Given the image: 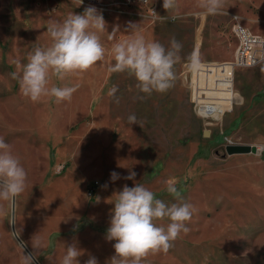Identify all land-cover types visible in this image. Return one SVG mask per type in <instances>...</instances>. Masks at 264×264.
Returning a JSON list of instances; mask_svg holds the SVG:
<instances>
[{
  "label": "rangeland",
  "instance_id": "rangeland-1",
  "mask_svg": "<svg viewBox=\"0 0 264 264\" xmlns=\"http://www.w3.org/2000/svg\"><path fill=\"white\" fill-rule=\"evenodd\" d=\"M162 3L0 0V137L27 172L15 226L39 264H60L72 243L83 253L79 264L89 254L107 264L114 255L115 241L105 239L113 194L139 183L170 205L176 196L166 191L167 181L195 208L186 222L190 231L181 232L166 254H149L142 264H264V63L234 72L230 64L234 23L264 35V0H225L224 12L214 16L198 8V0H178L182 18L174 22L159 18L168 15ZM88 6L107 24L108 32L98 33L104 59L63 80L50 73L49 87L78 85L70 101L32 102L12 76L17 62L27 63L35 47L50 46V23ZM129 22L140 24L147 41L167 48L174 36L182 44L175 85L166 93L149 96L127 72H109L111 47L129 38ZM113 28L119 31L110 34ZM193 52L201 59L198 72L187 66ZM113 86L118 103L109 96ZM200 104L221 112L202 116ZM130 115L137 124L128 122ZM229 144L256 150L227 154ZM130 171L135 181L123 178ZM112 172L121 179L112 182ZM0 205V264H23L29 254L12 231L8 202ZM156 223L166 227L169 221Z\"/></svg>",
  "mask_w": 264,
  "mask_h": 264
},
{
  "label": "clouds",
  "instance_id": "clouds-1",
  "mask_svg": "<svg viewBox=\"0 0 264 264\" xmlns=\"http://www.w3.org/2000/svg\"><path fill=\"white\" fill-rule=\"evenodd\" d=\"M148 0H142L147 4ZM83 0H79V6ZM162 7L168 15L159 16L153 9V14L160 19L176 21L178 0H163ZM197 7L207 15L222 14L225 0H198ZM119 31L113 28L110 34ZM125 31L129 38L117 41L111 47L114 64L109 66V72H127L137 81L136 87L140 92L151 95L153 92L166 93L174 87L176 81L175 65L181 60L182 44L173 36L169 47L157 41H147L140 34V24L129 22ZM51 38L50 46L35 47L27 57V63L17 62L18 72L12 73L20 85V92L32 102H39L44 97L55 98L56 103L70 101L76 86H51L49 77L54 75L63 80L69 74L83 73L92 68L105 57V47L98 33L108 32L107 24L102 13L95 6H88L83 13H70L62 23L52 22L47 27ZM112 36H110V39ZM188 69L198 72L201 67L199 54L193 52L188 58ZM264 72V68L261 69ZM118 88L113 86L109 96L115 98ZM143 99V97H141ZM130 124H137L135 115L128 117ZM136 173L123 177L135 181ZM112 182L121 179L120 174H110ZM27 172L20 160L13 155L12 146L0 137V201L9 204V222L11 206L16 198L26 188ZM103 187H107L105 184ZM166 191L176 196V202L166 204L156 198L154 192L144 185L134 183L129 187L125 184L122 190L115 192L111 202L114 207L110 211L109 227L105 239L115 241L112 247L114 255L107 264H142L149 254L167 253L178 236L188 233L186 226L195 212L194 206L177 195L178 189L173 181L166 182ZM99 202V199L97 200ZM4 212L0 205V213ZM167 219L165 226L157 225L156 221ZM82 251L75 244L66 246L60 264H79ZM23 264H33V256L25 255ZM84 264H98V260L89 254Z\"/></svg>",
  "mask_w": 264,
  "mask_h": 264
},
{
  "label": "built area",
  "instance_id": "built-area-1",
  "mask_svg": "<svg viewBox=\"0 0 264 264\" xmlns=\"http://www.w3.org/2000/svg\"><path fill=\"white\" fill-rule=\"evenodd\" d=\"M233 31L237 38V47L234 60L230 62L232 72L237 67H251L264 63V35L255 33L238 21L234 23ZM200 105L203 113L202 116L217 115L221 112L214 105L211 106L213 108L211 111L208 110V106Z\"/></svg>",
  "mask_w": 264,
  "mask_h": 264
},
{
  "label": "water",
  "instance_id": "water-1",
  "mask_svg": "<svg viewBox=\"0 0 264 264\" xmlns=\"http://www.w3.org/2000/svg\"><path fill=\"white\" fill-rule=\"evenodd\" d=\"M255 150H256L255 148H253L251 145H248V144H229V145L226 146L227 154L247 153V152H251V151H255ZM217 153H219V151H217ZM15 215H16V200L14 201V204H12V215H11V219L13 220L11 222L12 231H13L15 237L17 238V240L19 241V243L25 248V250L28 252L29 255L33 256V260L37 264H39V262L36 259V257L33 255V253L27 247V245L23 242V240L21 239V237L19 236V234H18V232L16 230Z\"/></svg>",
  "mask_w": 264,
  "mask_h": 264
},
{
  "label": "bare ground",
  "instance_id": "bare-ground-1",
  "mask_svg": "<svg viewBox=\"0 0 264 264\" xmlns=\"http://www.w3.org/2000/svg\"><path fill=\"white\" fill-rule=\"evenodd\" d=\"M205 106V105H204Z\"/></svg>",
  "mask_w": 264,
  "mask_h": 264
}]
</instances>
